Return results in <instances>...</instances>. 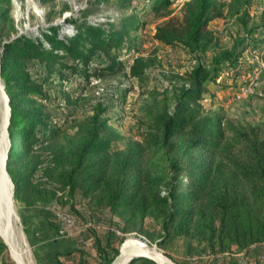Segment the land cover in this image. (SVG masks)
Listing matches in <instances>:
<instances>
[{"label": "rangeland", "instance_id": "obj_1", "mask_svg": "<svg viewBox=\"0 0 264 264\" xmlns=\"http://www.w3.org/2000/svg\"><path fill=\"white\" fill-rule=\"evenodd\" d=\"M86 1L0 0V42L20 34L41 36V30L49 23H59L61 33L75 32L73 24L65 18L78 16L79 9ZM184 2L172 0V12L177 14ZM133 3L137 7L135 10L131 9ZM99 6L102 8L98 12L87 17L94 18L93 22L112 17L118 23L123 13L130 12L143 20L141 28L131 34L134 36L133 42L127 40L130 48L127 53L122 52L121 58L128 66L136 56H144L149 61L144 73L132 77L121 72L90 78L86 82L79 75L73 76L56 67L48 68L44 60L30 59L26 62L28 74L23 76L29 83L37 84L43 95L36 99L24 95L26 97L20 99V106L42 121L65 123L70 137L69 142L61 146L64 151L76 150V146L88 140L94 132V139L104 137L119 150L132 142H142L141 154L145 158L141 163L142 175L154 180L160 179L156 186L157 193L166 197L167 201L175 194H181V202L188 206L186 209L189 214L194 210L195 215L189 221H179L175 214H170L162 221L163 217L157 214L159 208L151 211L154 215L147 213L143 217L138 213L139 210H135V215L126 222L124 213L116 212L112 215V224L109 218L101 216L104 214L95 211L99 206L92 207L95 208L91 210L94 214L82 210L68 194L66 197L61 195L60 185L50 183L55 186V196L58 197L49 202L25 206L11 196L14 227L22 236V249H26L27 264H54L51 258L54 251L51 236L56 230L49 214L54 204L66 208L74 206L77 217L91 218L96 230L111 228L115 233L113 245L116 247L124 238L135 236L175 264H264V235L241 246L220 230L221 222L218 215H215L217 204L225 201L227 207L239 206V201L243 207L245 202L251 209L261 208L264 214L263 203L253 199L262 192L260 183H251L259 179L260 170L257 165L264 162V28L261 26L264 20V0H249L247 14L240 11L237 15L216 18L208 24L223 49H230L238 38L243 37L245 42L238 60L231 67L220 71L214 80L205 82L206 90L200 100L205 109L203 116L222 118L225 140L216 148L213 162L208 163L205 158L197 157L199 165L190 172L188 170L191 166L188 161H184L187 173L181 169L172 170L169 160L159 159L154 153V145L161 138L163 113H168L175 103L172 90L182 83L188 84L185 72L199 61L209 63L211 50L197 54L180 43H158L153 38L154 28L165 18L143 13L140 7H144V3L141 0H131L128 7L123 9L116 6L115 0L100 1ZM242 20L245 22L242 23ZM1 86L3 80L0 77L2 89ZM12 90H15V86ZM7 126L4 125L2 130L0 123V140L8 156L10 138ZM199 134L203 135L204 131ZM206 144L204 140L197 142L192 153L193 160L196 159L195 153L203 154ZM163 165L166 166L164 173L155 171V168ZM9 167L18 179L19 186L23 184L22 178L28 170L26 162L11 159ZM8 177L13 184L9 174ZM40 179L41 176L37 181ZM177 181L179 186L169 195L173 189L171 184ZM27 195L30 199L34 198L33 187ZM239 237L242 238L241 235ZM77 239L84 240L85 237L76 236L69 244L73 246ZM75 245L84 248L85 252L92 250V246ZM9 247L0 236V264H15L9 256ZM130 260L131 264H146L139 257Z\"/></svg>", "mask_w": 264, "mask_h": 264}, {"label": "trees", "instance_id": "obj_2", "mask_svg": "<svg viewBox=\"0 0 264 264\" xmlns=\"http://www.w3.org/2000/svg\"><path fill=\"white\" fill-rule=\"evenodd\" d=\"M100 1L103 0H87L79 9L78 16L65 18L73 24L75 32L61 33L59 23H49L41 30V36L20 34L0 42V77L5 93L9 96L10 113L7 126L10 143L5 169L13 182V198L20 200L25 206L46 203L58 197L55 196L57 184L62 188L61 195L66 197L68 194L80 209L94 214L91 210L95 208L92 207L99 206L95 211L104 214L101 216L109 218L112 224V215L116 212L124 213L127 222L135 215V210H139L138 213L143 217L147 213L154 215L151 211L157 208V214L163 217L162 221L170 214H175L179 221H189L195 213L192 210L189 214L186 209L188 206L181 202V194L177 193L167 201L166 197L157 193L156 186L160 179L154 180L142 175L141 163L145 159L141 154L142 142H132L119 150L111 146L104 137L94 139V132L88 140L76 146V150L64 151L61 146L69 142L70 137L65 123L42 121L20 106V99L26 97L24 95L34 99L43 95L37 84L29 83L23 76L28 74L26 62L30 59L44 60L48 68L56 67L73 76L79 75L86 82H89L90 78L121 72L132 77H139L144 73L149 65L144 56H136L128 66L121 58L122 52L127 53L130 48L127 46V40L133 42L134 36L131 34L141 28L143 20L134 12H130L123 13L118 23L108 16L105 21L91 22L87 17L102 8L99 6ZM141 1L144 3V7H140L144 10L143 13L165 18L154 28L153 38L158 43H180L197 54L211 50L209 63L199 61L185 72V81H188V84L182 83L172 90L175 103L168 113H163L161 138L154 145V153L159 159L169 160L172 170L181 169L187 173L184 161H188L191 166L188 171L191 172L199 165L197 157L205 158L208 163L213 162L216 148L225 140L222 118L203 116L205 109L200 100L206 90L205 82L214 80L220 71L231 67L238 60L245 42L243 37L238 38L230 49H223L208 24L216 18L237 15L240 11L247 14L249 0H185L177 14L172 12V0ZM115 3L118 8L123 9L128 7L131 0H115ZM131 9H137L134 3ZM244 22L242 20V23ZM261 26L264 28V20ZM124 43L126 46L122 50ZM13 86L15 90H12ZM203 131L204 134L200 135ZM199 140L206 141V148L202 150L203 154L195 153L196 159L193 160L192 153ZM54 146L55 149H51ZM11 159L17 162L25 161L28 167L20 186L9 167ZM257 168L260 170V181L254 180L251 183H260L262 192L256 194L253 199L258 202L260 200L264 207V162L257 165ZM165 169L166 166L163 165L155 168V171L164 173ZM169 169L171 170L170 167ZM40 176V181H37ZM50 183L55 186L49 185ZM177 183L178 181L171 184L173 189L169 195L179 186ZM31 187L34 195L32 199L27 195ZM148 190L150 192L146 193ZM243 200L248 202L246 198ZM246 204L244 202L241 207L239 201V206L227 207L225 201L217 204L218 210L215 212L221 222L220 230L227 238H233L241 246L264 235V214L261 208L254 210ZM73 207L68 209L77 215ZM114 234L111 228L99 231L93 227L84 235L91 238V246L98 256V264H109L117 253V247L113 245ZM74 251L82 253L84 249L74 244L63 252L53 253L54 264H68L59 260L58 256ZM139 258L146 264H156L148 258ZM128 264H131V260Z\"/></svg>", "mask_w": 264, "mask_h": 264}, {"label": "bare ground", "instance_id": "obj_3", "mask_svg": "<svg viewBox=\"0 0 264 264\" xmlns=\"http://www.w3.org/2000/svg\"><path fill=\"white\" fill-rule=\"evenodd\" d=\"M6 117V96L3 94L2 89L0 88V123L2 130L5 125ZM4 153L5 152L0 140V236L2 237V240L5 242V244L8 243L10 245L8 248L9 256L15 262V264H27V252L26 249H22V236L17 228L15 229L14 227V206L11 197V184L8 174L5 170ZM138 240L143 247L151 250V252H153L157 258H159L165 264H175L161 252H158L154 247H149L140 239Z\"/></svg>", "mask_w": 264, "mask_h": 264}, {"label": "built area", "instance_id": "obj_4", "mask_svg": "<svg viewBox=\"0 0 264 264\" xmlns=\"http://www.w3.org/2000/svg\"><path fill=\"white\" fill-rule=\"evenodd\" d=\"M93 19L94 18H88L91 22H93ZM49 214L56 229V233L70 240L76 236L81 238V235L84 236L91 228L95 227L94 221L91 218L85 217L81 219L68 208L58 206L57 204L50 207ZM89 237L90 236L84 240L77 239L74 243L80 246H82V244L91 246V238Z\"/></svg>", "mask_w": 264, "mask_h": 264}, {"label": "water", "instance_id": "obj_5", "mask_svg": "<svg viewBox=\"0 0 264 264\" xmlns=\"http://www.w3.org/2000/svg\"><path fill=\"white\" fill-rule=\"evenodd\" d=\"M2 87V90L4 92V87ZM4 95L6 96V107H7V117H6V122L5 126L8 124V120L10 117L9 113V106H8V97L4 92ZM6 152L4 153V163L7 158ZM10 181V179H9ZM11 196H12V189H13V184L11 183ZM139 238L135 236H130L127 238H124L118 245L117 247V253L113 256L109 264H125L132 258H137V257H144L152 260L156 264H165L163 261H161L157 256L151 252V250L147 249L146 247H143L139 243Z\"/></svg>", "mask_w": 264, "mask_h": 264}, {"label": "crops", "instance_id": "obj_6", "mask_svg": "<svg viewBox=\"0 0 264 264\" xmlns=\"http://www.w3.org/2000/svg\"><path fill=\"white\" fill-rule=\"evenodd\" d=\"M51 237H52L51 242L54 245V251L52 252V255L55 252H63L64 250L73 247V246L71 247V244H69L70 239L64 238L63 236H59L57 233H53ZM86 238L87 237H85V239ZM65 245H69V246H65ZM51 258L53 257L51 256ZM58 259L65 261L68 264H98V256L93 248L89 252H85L84 250L82 253H79L78 251H74L69 254H64V255L60 254L58 256Z\"/></svg>", "mask_w": 264, "mask_h": 264}]
</instances>
